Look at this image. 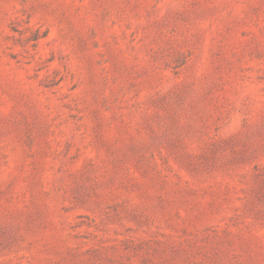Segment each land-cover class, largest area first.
<instances>
[{"label": "rangeland", "instance_id": "374dc122", "mask_svg": "<svg viewBox=\"0 0 264 264\" xmlns=\"http://www.w3.org/2000/svg\"><path fill=\"white\" fill-rule=\"evenodd\" d=\"M0 264H264V0H0Z\"/></svg>", "mask_w": 264, "mask_h": 264}]
</instances>
